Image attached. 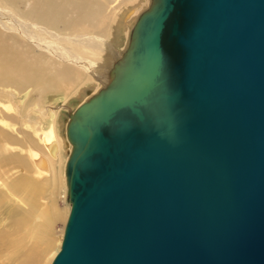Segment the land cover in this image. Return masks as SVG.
<instances>
[{
    "label": "water",
    "instance_id": "95a60500",
    "mask_svg": "<svg viewBox=\"0 0 264 264\" xmlns=\"http://www.w3.org/2000/svg\"><path fill=\"white\" fill-rule=\"evenodd\" d=\"M71 117L51 264H264V0H153Z\"/></svg>",
    "mask_w": 264,
    "mask_h": 264
},
{
    "label": "bare ground",
    "instance_id": "6f19581e",
    "mask_svg": "<svg viewBox=\"0 0 264 264\" xmlns=\"http://www.w3.org/2000/svg\"><path fill=\"white\" fill-rule=\"evenodd\" d=\"M26 1L27 9L22 10L19 0H0V85L18 90L32 86L38 94L37 100L49 92L70 94L75 85L95 80L109 85L112 65L108 56L119 61L123 57L118 48L114 50L115 43H119L117 39L121 38L112 39L115 32L124 34L115 10H124L128 5L135 7L140 0ZM114 1L116 6L111 13L107 12V5ZM1 27L8 31H2ZM32 102L28 101L27 105ZM42 140L55 154L57 144L53 132L46 133ZM37 163L46 170L44 160L39 159ZM30 212L33 210L21 212L14 229H22L32 215ZM58 215L57 210L53 212L51 227ZM51 227L46 232L42 230L41 236L37 234L35 243H29L31 246L23 241L24 234L22 237L19 233L17 238L0 240V264L50 263L60 250L56 247L45 261L52 248Z\"/></svg>",
    "mask_w": 264,
    "mask_h": 264
},
{
    "label": "rangeland",
    "instance_id": "374dc122",
    "mask_svg": "<svg viewBox=\"0 0 264 264\" xmlns=\"http://www.w3.org/2000/svg\"><path fill=\"white\" fill-rule=\"evenodd\" d=\"M19 2L20 8L26 10L28 1ZM152 3L153 0H140L135 7L128 5L124 10H115L118 14L116 18L121 19L118 24H122L120 29L124 34H116L114 31L112 39L121 38L117 39L120 44L115 43L114 50L118 48L123 54H120L123 56L122 60L131 47L134 28L139 18ZM115 4V1L108 4L106 11L111 13ZM135 12L137 14L134 17ZM1 30L8 31L4 28ZM108 59L113 70L119 60L112 55H109ZM106 86L108 85L99 80L81 83L75 85L70 94L49 92L42 97V101L37 100L38 94H35L32 86L18 90L13 86L8 88L0 85V240L15 238L19 233L21 236L24 234L23 241H27L28 246L33 245L29 243H35V236H41L42 230L46 232L51 227L53 212L57 210L58 218L51 227L52 248L46 256H50L56 247L61 248L71 210L66 167L73 145L68 138V126L78 107ZM7 93H12L11 97H8ZM28 101L33 102L27 105ZM49 132H53L57 144L55 154L42 140ZM39 159L45 161L46 170L39 167ZM29 209L33 210V213L30 212L32 215L28 217L22 231L14 229L15 220L17 221L21 212ZM9 231L10 233H7ZM46 256L45 261H48L49 256Z\"/></svg>",
    "mask_w": 264,
    "mask_h": 264
}]
</instances>
